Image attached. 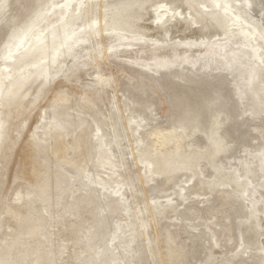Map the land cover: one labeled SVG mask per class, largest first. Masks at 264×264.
I'll use <instances>...</instances> for the list:
<instances>
[{"label": "rangeland", "instance_id": "1", "mask_svg": "<svg viewBox=\"0 0 264 264\" xmlns=\"http://www.w3.org/2000/svg\"><path fill=\"white\" fill-rule=\"evenodd\" d=\"M186 1L219 31L170 35L164 0L143 37L123 0H0V264H264V17Z\"/></svg>", "mask_w": 264, "mask_h": 264}, {"label": "bare ground", "instance_id": "2", "mask_svg": "<svg viewBox=\"0 0 264 264\" xmlns=\"http://www.w3.org/2000/svg\"><path fill=\"white\" fill-rule=\"evenodd\" d=\"M123 1L125 3L119 5L118 6L119 10H115V12L113 13L112 19H113L114 24L117 27L122 28L126 31L134 32V34H136L137 36H140V37L145 36L146 32L149 34L148 36L159 35L162 32L161 24H155L154 22L152 23V21H153L152 13H151L152 5L149 7V5H150L149 3L154 2V1H159V0H123ZM164 1H166L168 3H173V5L175 6V9H169V11L175 13V16H173L171 21H169L170 22L169 23L170 35L178 34L182 37H186V39H189L191 37L194 38V36H197L201 32L206 33V31H209L210 29L216 28L215 23H213V21H211L209 18L203 16L201 14V10L196 7V5L194 4L193 1H188V2L187 1L185 2V0H164ZM246 1L248 2L250 13H252V15L254 17H258V15H261V19H263V17H264V0H246ZM87 7L86 8L89 9L90 5H88ZM186 10L189 11V14H191V15L193 14L198 19L197 20L198 21V27L196 29L191 27V19H189V17H187V15L185 13ZM233 17H235V16H233ZM229 21L227 20V22H229ZM64 26L65 25H63L62 28L65 31ZM216 29L219 31L218 28H216ZM251 33H252V31H250L249 33H246V39L248 37H250ZM91 34H95V30L92 29ZM50 36H51V38L54 39V33L53 32H50ZM43 42H44V39L40 40L38 45L43 44ZM56 50L54 51V53L56 52ZM254 52H256V51H254ZM166 133L167 132H165V131H162V130L159 131L158 130V131H154L151 134L152 141H154L152 143V145H153L152 153L154 154L152 159H154L156 161V163L162 162V163L157 164L156 168L158 171H163L164 169H166V166H168L170 164V163H168L167 159L164 158V155L161 152L162 149L164 148L163 142H166L168 140L172 141L174 139L176 140L175 137H171L168 139L166 137L167 136ZM176 143H178V141H176ZM160 159H163V160L159 161ZM150 168H151V165H150ZM193 172H195V171H193ZM203 184H204L203 181H199L196 178V180L194 181V186H193L194 188L193 189L198 191L203 187ZM233 184H235V183H233ZM163 206L167 207L166 205H163ZM163 209L165 210V208H163Z\"/></svg>", "mask_w": 264, "mask_h": 264}]
</instances>
